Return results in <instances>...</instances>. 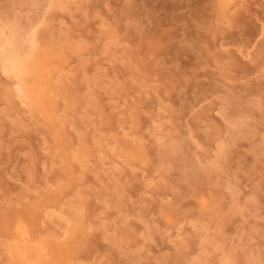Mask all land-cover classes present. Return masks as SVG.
I'll return each mask as SVG.
<instances>
[{
	"label": "rangeland",
	"instance_id": "374dc122",
	"mask_svg": "<svg viewBox=\"0 0 264 264\" xmlns=\"http://www.w3.org/2000/svg\"><path fill=\"white\" fill-rule=\"evenodd\" d=\"M61 1L0 0L55 112L0 63V264H264V0Z\"/></svg>",
	"mask_w": 264,
	"mask_h": 264
},
{
	"label": "bare ground",
	"instance_id": "6f19581e",
	"mask_svg": "<svg viewBox=\"0 0 264 264\" xmlns=\"http://www.w3.org/2000/svg\"><path fill=\"white\" fill-rule=\"evenodd\" d=\"M222 1L229 7L234 0ZM17 24L8 27L6 23H0V63L18 78L30 79L24 87L16 84L18 97L22 100L20 105L27 104L32 110H41L47 121L54 122V109L47 106L52 102L49 94L53 69L45 63L46 54L38 53L40 51L35 41L37 33L28 31L24 35L20 23ZM27 41L31 42V46L26 52ZM208 205V200L203 199L201 206L206 208ZM7 250L14 264H44L51 259L50 242L34 238L32 228L22 219L13 226V239Z\"/></svg>",
	"mask_w": 264,
	"mask_h": 264
}]
</instances>
